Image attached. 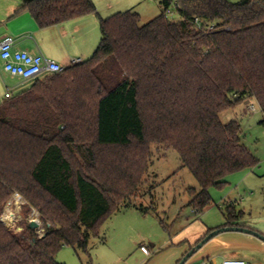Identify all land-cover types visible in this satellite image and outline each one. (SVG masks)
Masks as SVG:
<instances>
[{
	"label": "trees",
	"instance_id": "trees-1",
	"mask_svg": "<svg viewBox=\"0 0 264 264\" xmlns=\"http://www.w3.org/2000/svg\"><path fill=\"white\" fill-rule=\"evenodd\" d=\"M41 28L97 13L93 0H21ZM176 2L173 21L166 11ZM142 24L134 9L100 18L90 59L34 80L0 99V264H61L65 246L88 251L114 214L138 206L152 145L175 150L200 189L188 205L203 214L231 174L260 160L239 120L221 113L256 100L264 126V0H162ZM215 24L205 32L194 19ZM50 224L40 236L2 220L15 194ZM227 224L243 212L224 210ZM59 226V227H58Z\"/></svg>",
	"mask_w": 264,
	"mask_h": 264
},
{
	"label": "rangeland",
	"instance_id": "rangeland-1",
	"mask_svg": "<svg viewBox=\"0 0 264 264\" xmlns=\"http://www.w3.org/2000/svg\"><path fill=\"white\" fill-rule=\"evenodd\" d=\"M112 1L99 0L98 2L101 8H107ZM238 1L240 0H232V2ZM122 2L125 3V0ZM159 3L158 0H144L140 8H146V15H148L147 11L153 15L158 10L160 11ZM170 19L178 21L181 17L178 13H174ZM100 40L101 35L98 44ZM2 63L4 62L0 58V64L2 65ZM10 75L6 72L2 75L0 74V99L5 97L6 91L8 90L7 86L12 88ZM33 83L34 80L26 81L21 89L12 88L11 92L16 95L20 91L30 88ZM251 106L255 108V111L250 109ZM220 116L224 123H228L234 119L239 120L242 126L244 142L260 159V166L262 172H264V126L260 123L262 120V111L256 100L252 99L247 104L226 109ZM152 151L151 165L149 171H147L148 174L145 176V182L139 191V195L143 194L144 191L146 193L142 197L139 196L133 199L143 209L129 207L123 210L122 213L118 212L114 214L102 226L100 238H92L89 241L87 252L79 251L77 253L74 248L65 246L57 255L59 263L131 264L140 254V243L144 236L156 238L167 237L170 234V230L173 233V225L181 224L178 223L181 218V222L183 220L188 221L187 218L189 216L191 217V221H199L204 215L210 213L208 217L211 218V222L214 224L215 222L217 224V222L226 220L224 211L222 212L220 207L227 201V195L237 200V207L240 211L247 208L246 214H250V204L254 206L253 212L255 216L264 212V207H262L264 205V176L261 178L256 177L253 181H247L245 183L243 182V178L241 182L238 181L241 174L237 172L227 177L228 184L224 188L212 187L210 189L213 198V204L210 208L201 215L192 213L191 211L193 209L187 202L189 201L187 188L194 187L199 190V182L188 168L182 166L179 154L175 150H167L158 144H154L152 145ZM246 185L248 187H254V190L251 191V188L246 189ZM19 195L23 197L21 194ZM16 196L17 193L11 197L1 216L3 218V215L8 213L15 218V222L11 225L5 224L15 231H21L20 222L25 219L30 222L34 219V211H37V220L40 221V227L37 229V233L39 235L44 233L50 226H48L47 222L43 221L40 212L33 207L28 216L25 217V208L22 206L28 202L25 198L20 200ZM145 244L149 246L150 242L147 240Z\"/></svg>",
	"mask_w": 264,
	"mask_h": 264
},
{
	"label": "crops",
	"instance_id": "crops-1",
	"mask_svg": "<svg viewBox=\"0 0 264 264\" xmlns=\"http://www.w3.org/2000/svg\"><path fill=\"white\" fill-rule=\"evenodd\" d=\"M93 1L97 6V13L41 28L29 11L22 7L21 0H0V41L6 37H13L17 48L35 54H42L47 58L57 60L63 65H69L73 58L84 60L93 55L92 53L97 47L101 35L100 18L134 9L141 15V23L144 24L159 16L162 11V0H158L160 11L158 10L153 15L149 11L146 15V8H140L144 0H125V3L122 2L123 0H113L107 8H101L99 0ZM3 73L5 71L2 63V65L0 64V74ZM11 80L12 88L18 89H21L26 82L12 77V75ZM247 103L248 101L244 104ZM239 174H241V177L238 178V181L241 182L243 178L245 183L253 181L256 177L261 178L264 176L260 162L256 167L243 170ZM247 188H251V191L254 190V187L246 185ZM226 199L225 204L220 205L222 212L225 207L230 205L240 211L237 207V200H234L235 198L227 195ZM250 205V214H246L247 208H244L242 217L232 225L247 227L264 235V212L255 216L254 206L253 204ZM123 210L120 212L122 213ZM191 212L193 213V211ZM209 214L204 215L199 221H191L189 216L188 221L183 220L181 222V218L178 221L181 224L173 225L174 231L172 233L170 230L167 237L144 236L140 243V254L131 264H178L204 237L213 230L227 224L225 215L226 220L214 224L211 222V218L208 217ZM147 240L150 242L149 246L145 244ZM224 259H245L253 262V264H264V241L249 232L239 230L223 231L213 236L201 248L194 250L185 264H222Z\"/></svg>",
	"mask_w": 264,
	"mask_h": 264
},
{
	"label": "built area",
	"instance_id": "built-area-1",
	"mask_svg": "<svg viewBox=\"0 0 264 264\" xmlns=\"http://www.w3.org/2000/svg\"><path fill=\"white\" fill-rule=\"evenodd\" d=\"M176 7V2L173 1L166 11V16L168 18H171V16L176 13ZM194 23L205 32H212L215 30V24L211 23L206 25L199 17L194 19ZM0 58L4 62L3 70L11 74L12 77L19 78L22 81H33L44 75L60 73L69 65L84 62L82 58H73L69 65H63L57 60L47 58L42 54H35L28 50L17 48L14 44L13 37H6L0 41ZM7 89L5 97L10 98L13 93L10 87ZM250 109L255 111L253 106H251ZM193 213H195L194 210ZM42 235L43 233L40 234V236ZM222 264H253V262L245 259H224Z\"/></svg>",
	"mask_w": 264,
	"mask_h": 264
},
{
	"label": "water",
	"instance_id": "water-1",
	"mask_svg": "<svg viewBox=\"0 0 264 264\" xmlns=\"http://www.w3.org/2000/svg\"><path fill=\"white\" fill-rule=\"evenodd\" d=\"M249 102V100H248ZM19 194V193H17ZM1 220L3 221L2 217ZM4 222V221H3ZM5 223V222H4ZM29 226L34 228V229H38L40 227V221L37 219H32L29 222ZM48 226H50V224L48 223ZM59 227V226H58ZM231 230H239V231H244V232H249L252 233L254 235H256L257 237L261 238L264 241V235H262L261 233H258L256 231H253L252 229H249L247 227H240V226H223L220 227L218 229L213 230L211 233H209L206 237H204L195 247L192 251H190L178 264H185L186 260L188 259V257H190L192 255V253L194 252V250H197L199 248H201L207 241H209L213 236L219 234L220 232L223 231H231ZM45 234V232L43 233V235ZM42 235V236H43Z\"/></svg>",
	"mask_w": 264,
	"mask_h": 264
},
{
	"label": "bare ground",
	"instance_id": "bare-ground-1",
	"mask_svg": "<svg viewBox=\"0 0 264 264\" xmlns=\"http://www.w3.org/2000/svg\"><path fill=\"white\" fill-rule=\"evenodd\" d=\"M18 199L23 200V197H21L19 194H17L16 196ZM34 219L38 218V213L37 211H34L33 214ZM3 221L9 225L13 224L15 222V218L13 216H10L8 213H5V215H3Z\"/></svg>",
	"mask_w": 264,
	"mask_h": 264
}]
</instances>
